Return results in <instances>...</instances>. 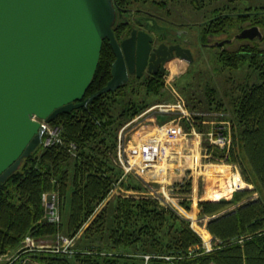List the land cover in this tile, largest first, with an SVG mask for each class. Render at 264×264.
<instances>
[{
  "label": "trees",
  "instance_id": "16d2710c",
  "mask_svg": "<svg viewBox=\"0 0 264 264\" xmlns=\"http://www.w3.org/2000/svg\"><path fill=\"white\" fill-rule=\"evenodd\" d=\"M147 1L112 0L115 8L112 30L119 41L132 28L120 15L130 11L134 4ZM233 16H236L235 21ZM246 20H251L249 25L259 26L263 37L249 39V43L233 50L218 46L217 56L228 69H238L246 61L258 75V82L241 87V95L233 102L231 117L233 144H238L247 164L239 162L233 147L225 155L223 150L210 146L215 154L240 164L246 182L250 183L249 174H254L264 194V5L248 7L236 15L214 11L203 23L199 39L204 45L208 44L209 37L224 34L225 38L236 39L238 30L232 34L229 30ZM114 59L109 41L104 38L94 75L83 98L99 90L111 78ZM161 77L162 73L147 77V89L159 92ZM124 84L98 95L85 106L59 113L52 122L62 126V142L48 147L40 143L0 184V256L21 245L27 234L43 242L61 232L63 221L49 222L43 216L45 207L41 197L44 192L52 191L62 200L69 199L70 211L66 231L63 230L67 235H74L107 198L117 177L116 166L110 163L109 155L116 142L115 132L110 133L114 120L105 98ZM209 104L208 108L213 110L223 108L221 103L214 107ZM134 114L131 112L127 117ZM70 142L76 145L78 153L73 158L66 150ZM226 170H219L218 175L227 178L219 184L222 189L212 193L213 199L231 191L230 174ZM215 171L209 174L216 175ZM235 176L238 178L237 174ZM189 186L190 182L186 191ZM254 192L253 188L244 187L233 192L232 200L197 202L199 214L210 216L206 228L217 240L207 252L201 248L200 236L186 221L176 218L171 209L146 197L127 196L117 197L113 208L108 201L91 219L83 233L88 238L85 249L74 252L72 249H36L29 254L45 264H144V254L149 255L146 264H264V201L262 194L256 199L251 197ZM99 235H105V241L94 244L93 237ZM68 251L75 254L69 255ZM11 264L20 263L13 261Z\"/></svg>",
  "mask_w": 264,
  "mask_h": 264
},
{
  "label": "rangeland",
  "instance_id": "374dc122",
  "mask_svg": "<svg viewBox=\"0 0 264 264\" xmlns=\"http://www.w3.org/2000/svg\"><path fill=\"white\" fill-rule=\"evenodd\" d=\"M260 5H264V0H148L143 4H134L130 11L120 15V18L127 19L130 27H141L150 32L155 45L161 40L165 42L176 40L188 46L192 51L193 60L174 58L168 61L161 77L162 86L157 93L147 89L146 76L137 77L132 75L119 90L106 95L105 99H107L114 120L110 126V133L115 132L114 139L116 140L113 151L109 154L110 163L116 166L117 177L112 189L107 198L95 208L92 216L74 235L69 233L67 235L64 232L66 231L70 211L69 199L62 200L58 194L47 191L49 196L52 194L57 195L55 196V206L60 215V220L63 221L61 224L62 230L48 241L39 242L36 240L38 243L44 244L47 249L56 250L54 245H61L58 236L62 234L73 239L66 249H72L71 252L85 249L88 238L83 233L91 219L100 212L108 201L111 203V208H113L117 197L127 196H133L136 199L146 197L156 200L160 206L168 210L171 209L176 218L186 221L196 233L211 235L206 228L210 216L199 214L200 209L197 202L202 200H232V192L225 193L219 199H213L211 196L212 193L222 189L219 184L226 178L224 175H218L220 174L219 170L227 169L226 172L229 173L232 169L234 172L232 166H235L240 172L242 170L237 162L228 161L226 156L222 157L215 154L213 146L209 145V141L203 134L201 138L187 134L171 142L169 153L160 159L152 170H142L137 166L128 169L129 165L119 166L115 163L114 158L118 152V145L121 144L125 149H128L153 133L156 126L177 119L179 114L175 110L165 109V107L158 105L174 104L176 99L180 97L184 101L187 110L198 121L197 128L203 133L207 128L213 127L215 123L224 121L231 136L228 154L233 147L239 162L247 164L246 159L243 158L244 156H241L242 153H240L238 144H233L234 130L231 117L234 114L233 102L241 95V87H244L245 84L258 82V75L255 69L246 61L238 69L225 67L218 59L217 52L219 48L216 43L222 42L220 45L224 43L223 48L233 50L240 44H246L250 41L248 38H236L232 42L222 41L225 39L224 34L209 37L208 44L204 45L200 42L199 35L203 23L216 10L236 15L237 12H242L248 7L252 8ZM233 19L235 21L236 16H233ZM250 22L251 20H246L238 25L244 28L251 26L249 25ZM238 25H234V28L229 30L231 34L237 32V30L240 32ZM178 31L181 33L180 36L177 34ZM258 43L260 47L263 46L262 42ZM212 88L215 90L210 92ZM208 102L210 103L209 106L212 107L217 103H221L223 108L219 111L210 109L207 106ZM122 112L124 115H121ZM131 112H135V114L128 118L127 116ZM41 122L44 123L43 120ZM47 127L56 129L61 137L62 126L60 124L51 121L47 122ZM69 146L70 144L66 147V150L73 158L78 154L77 149L70 150ZM212 170H216V175L209 174V171ZM249 176L251 177L250 183L246 182L245 179L244 187L253 188L255 192L251 197L256 199L262 194L261 187L254 174H249ZM188 182H190V186L186 191ZM263 196L264 194H262V197L260 196L262 201H264ZM183 202L187 204V208ZM44 210L45 214L43 216L45 217L47 214L45 208ZM108 211L112 215L113 211L111 209ZM105 239V235L94 236L93 242L98 244L99 241H105ZM84 242H86V245H83ZM20 246L10 250L3 256L0 264H5L10 258L17 255ZM63 247V245L60 246V249L62 250ZM68 252L69 255L75 254ZM129 252L132 253L130 247ZM103 253L105 254V251ZM146 255L148 254L143 255L144 264L148 260L145 257ZM27 256V258L38 264H45L32 259V254L28 253Z\"/></svg>",
  "mask_w": 264,
  "mask_h": 264
},
{
  "label": "water",
  "instance_id": "95a60500",
  "mask_svg": "<svg viewBox=\"0 0 264 264\" xmlns=\"http://www.w3.org/2000/svg\"><path fill=\"white\" fill-rule=\"evenodd\" d=\"M114 21L112 0H0V184L42 141L44 125L33 116L51 122L87 105L126 83L130 73L141 76L149 55L152 60L162 48L171 52L161 59L162 72L174 58L193 60L191 49L178 43L153 47V36L142 29L119 41ZM234 37L261 39L263 33L251 25ZM104 38L115 54L111 78L83 98Z\"/></svg>",
  "mask_w": 264,
  "mask_h": 264
},
{
  "label": "built area",
  "instance_id": "2783aa9c",
  "mask_svg": "<svg viewBox=\"0 0 264 264\" xmlns=\"http://www.w3.org/2000/svg\"><path fill=\"white\" fill-rule=\"evenodd\" d=\"M158 106L165 107V109L169 110H175L179 114V117H177V119H173L159 126H156L153 133H151L147 137H144L140 142H138L134 146L129 147L128 149H125L121 144L118 145V152L114 158L116 164H118L119 166L127 164L129 165L128 169H132L133 167L137 166L142 170H152V168L156 166V163L160 159L164 158L167 153H169L168 151L170 143L187 134L195 135L200 138L203 134L209 141V145L216 146L219 149L223 150L225 154H228L231 144V136L229 128L226 127L224 121L215 123L213 127L207 129L203 133L197 128L198 121L195 119V117L192 116V113L187 110L184 101L180 97L176 99V102L174 104L165 103L159 104ZM33 118L39 121L40 124L44 125V132L42 134L41 141L44 147H48L54 143L62 142L58 131L56 129L47 127V122L44 119L37 118L36 116H33ZM41 120H43L44 123H42ZM69 144L70 150L76 149V145L74 143L71 142ZM232 167H234V172L232 171V169L229 171V186L231 187L230 192L233 193L236 190L243 189L244 179L241 175V172L235 166ZM235 174L238 175V178L234 176ZM55 196V194L49 196L47 192H44L42 194V200L44 202L43 204L45 205L47 214L45 216V219L49 222L60 221V215L55 206ZM197 233L201 238V248L203 249V251H210L217 240L215 241L212 235H207L200 232ZM58 241L59 243H61L60 246H64L63 249L65 250L68 245L71 244L73 239L60 234V236H58ZM60 246L54 245V248H56V250H61ZM36 249L42 250L47 248L44 244L38 243L33 236L27 234L23 238L20 248H18L17 250L18 254L10 258V260H8L5 264H11L13 261H18V263L20 264H38L27 258L28 253ZM7 253L0 256V259ZM145 257L146 259H148L149 255H146ZM165 257L169 258L168 256Z\"/></svg>",
  "mask_w": 264,
  "mask_h": 264
},
{
  "label": "flooded vegetation",
  "instance_id": "af4514ba",
  "mask_svg": "<svg viewBox=\"0 0 264 264\" xmlns=\"http://www.w3.org/2000/svg\"><path fill=\"white\" fill-rule=\"evenodd\" d=\"M133 28H136L137 30H139V29H142V30H145V29H143V28H141V27H132L131 29H130V32H131V30L133 29ZM145 31H147V30H145ZM130 32H129V34L128 35H126L124 38H126V37H128L129 35H130ZM148 32V31H147ZM149 34H150V32H148ZM177 34H178V36H180V31H178L177 32ZM123 39V38H122ZM230 39H232V38H230ZM229 40V38H225V39H223L222 41H227V42H232V40H234V39H232L231 41H228ZM160 43H165V44H167L168 46L169 45H171V44H176V43H178V44H180L182 47H188V46H186V45H184L183 43H181V42H179V41H173V42H165V41H158L157 43H156V45L153 43V47H156V46H158ZM220 43H222V42H217L216 44L218 45V46H221L220 45ZM224 44V43H223ZM223 44H222V47H223ZM189 48V47H188ZM161 50H164V52L163 53H155V56H154V58L152 59V60H150V55H149V57H148V63H147V65L145 66V68L143 69V71H142V74H141V76H139V77H142V76H146V77H151V76H156V75H158V74H161V73H163L164 71H165V67H166V63L164 64V71L162 72L161 71V65H162V61H161V59L163 58V57H168L169 55H171V52H168L167 50H165V48H162ZM157 61V62H156ZM149 65H150V71H148V67H149ZM132 75H135L136 76V74H135V72H132V73H130L129 75H128V79L132 76ZM138 77V76H137Z\"/></svg>",
  "mask_w": 264,
  "mask_h": 264
},
{
  "label": "crops",
  "instance_id": "0c3cea01",
  "mask_svg": "<svg viewBox=\"0 0 264 264\" xmlns=\"http://www.w3.org/2000/svg\"><path fill=\"white\" fill-rule=\"evenodd\" d=\"M211 127H209V128H207V129H210ZM0 261H2L1 259H0Z\"/></svg>",
  "mask_w": 264,
  "mask_h": 264
},
{
  "label": "bare ground",
  "instance_id": "6f19581e",
  "mask_svg": "<svg viewBox=\"0 0 264 264\" xmlns=\"http://www.w3.org/2000/svg\"><path fill=\"white\" fill-rule=\"evenodd\" d=\"M174 69V68H173Z\"/></svg>",
  "mask_w": 264,
  "mask_h": 264
}]
</instances>
